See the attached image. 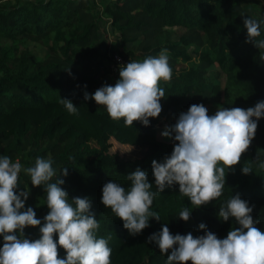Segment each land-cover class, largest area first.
Here are the masks:
<instances>
[{"label": "trees", "instance_id": "trees-1", "mask_svg": "<svg viewBox=\"0 0 264 264\" xmlns=\"http://www.w3.org/2000/svg\"><path fill=\"white\" fill-rule=\"evenodd\" d=\"M247 17L264 21L242 0H0V156L24 169L34 167L37 158L51 159L56 176L49 183L63 179L69 203L89 198L99 223L97 238H110L111 264H167V254L147 242L165 223L173 235L207 231L226 238L239 225L231 217L223 221L219 210L237 194L264 231V115L240 162L225 169L223 193L212 202L196 208L178 184L157 192L152 174V161L162 162L178 143L161 134L191 105L203 104L211 116L219 108L246 110L264 102V49L246 43ZM260 33L255 41L264 40V23ZM40 45L46 47L42 57L36 54ZM164 49L172 77L160 81L162 111L148 126L140 121L126 126L123 118L111 119L104 106L84 100L85 92L91 96L101 86L115 85L121 65L114 55L142 62ZM60 98L78 107L77 113L70 114ZM111 139L137 148V154L112 152ZM245 167L251 172L243 174ZM64 168L67 176L60 175ZM137 168L157 192L151 210L160 220L150 218L149 227L133 236L101 198L109 181L130 190L128 175ZM24 169L16 191L28 192L25 209L32 207L41 220L23 230L35 241L49 212L47 191L46 185L34 187ZM185 207L191 211L188 221L179 219ZM3 243L0 235V247ZM58 252L65 257L62 248Z\"/></svg>", "mask_w": 264, "mask_h": 264}, {"label": "clouds", "instance_id": "clouds-1", "mask_svg": "<svg viewBox=\"0 0 264 264\" xmlns=\"http://www.w3.org/2000/svg\"><path fill=\"white\" fill-rule=\"evenodd\" d=\"M243 23L247 29L246 43L264 49V40L254 39L260 36L264 21L247 17ZM171 77L172 69L164 49L157 57L121 65L114 86H101L91 96L85 92L84 100L92 99L104 106L111 119L123 118L126 126L132 127L134 121L148 126L149 118L158 117L162 111L160 100L165 93L159 86L160 81L168 82ZM59 102L70 114L77 113L78 107L70 100L60 98ZM262 115L264 102H257L246 110L219 108L211 116L203 104L191 105L161 134L165 137L171 134L178 143L162 162L152 161L157 192L178 184L179 193L187 196L196 208L219 198L225 187V169L240 162ZM24 171L30 175L34 187L46 185L49 212L39 228L40 238L35 241L25 238L24 228L39 226L41 220L36 218L32 207L25 209L28 192L16 191L21 164L7 155L0 156V235L4 240L0 264H111L110 238H97L99 223L90 211L89 198L75 197L69 203L68 193L60 187L64 180L57 178L49 183L56 176L51 159L37 158L34 167ZM241 171L248 174L251 169L245 167ZM60 175L67 176L68 168L61 169ZM128 177L131 180L128 191L113 181L107 182L102 188L101 203L135 236L149 227L150 218L159 221L160 216L151 210L157 192L150 191L152 184L147 173L137 168ZM252 211L248 202L237 194L219 210L223 221L231 217L239 225L229 230L226 238L219 239L207 231L197 237L191 233L173 235L165 223L147 242H154L161 254H167V264H264V231L255 226L259 220L253 219ZM190 212L185 207L179 219L188 221ZM198 227L205 229L206 225L201 223ZM54 234L58 239L54 240ZM58 248L65 251L64 258H60Z\"/></svg>", "mask_w": 264, "mask_h": 264}, {"label": "rangeland", "instance_id": "rangeland-1", "mask_svg": "<svg viewBox=\"0 0 264 264\" xmlns=\"http://www.w3.org/2000/svg\"><path fill=\"white\" fill-rule=\"evenodd\" d=\"M243 4H245L247 6V9L253 11V13L255 14H262L264 15V0H242ZM112 38V37H111ZM4 44H8V41L3 42ZM29 47L34 51L35 48L33 47L32 43H29ZM37 52V56L38 57H42V55L44 54V50L46 49L45 46L40 45L38 48H36ZM111 142V151L112 152H117L118 154L122 155V156H134L137 154L138 149L130 146V145H124V144H120L118 142H116L114 139L110 140ZM19 162V161H17ZM24 169V168H21Z\"/></svg>", "mask_w": 264, "mask_h": 264}, {"label": "built area", "instance_id": "built-area-1", "mask_svg": "<svg viewBox=\"0 0 264 264\" xmlns=\"http://www.w3.org/2000/svg\"><path fill=\"white\" fill-rule=\"evenodd\" d=\"M114 60L119 63L120 65H126L128 62L123 60L119 55H114ZM17 162V161H15Z\"/></svg>", "mask_w": 264, "mask_h": 264}]
</instances>
